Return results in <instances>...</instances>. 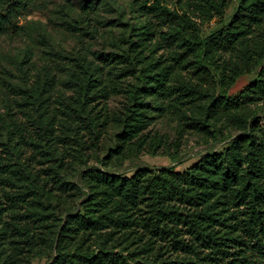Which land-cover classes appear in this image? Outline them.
Listing matches in <instances>:
<instances>
[{
    "label": "rangeland",
    "instance_id": "obj_1",
    "mask_svg": "<svg viewBox=\"0 0 264 264\" xmlns=\"http://www.w3.org/2000/svg\"><path fill=\"white\" fill-rule=\"evenodd\" d=\"M239 1L217 13L202 0H39L0 35V264H91L78 253L107 251L119 258L107 264H264V202L252 211L245 161L227 187L212 163L264 128V91L239 97L264 68V19L206 56L208 81L197 52L162 38L183 37V20L168 29L141 7L189 16L206 37ZM224 94L242 104L208 112ZM196 167L203 182L182 176Z\"/></svg>",
    "mask_w": 264,
    "mask_h": 264
},
{
    "label": "trees",
    "instance_id": "obj_2",
    "mask_svg": "<svg viewBox=\"0 0 264 264\" xmlns=\"http://www.w3.org/2000/svg\"><path fill=\"white\" fill-rule=\"evenodd\" d=\"M37 1L39 0H0V35L16 29L20 17L26 15L29 8ZM205 4H208L209 8L217 11V13H222L226 3L225 0H202V3L199 4L201 10L205 9ZM141 7L154 17L159 26H166L168 29L172 28L173 25L179 21V18L183 20L185 28L187 29L183 37H180L174 32H169V30L161 32L163 35V37L162 35L161 37L168 46H187L189 50L197 52L198 59L196 61L194 73L199 74L201 78L208 81L211 80L210 71L205 61L206 56L220 50L228 51L235 49L244 39L247 38L249 33H251L252 28L264 19V0H240L238 8L232 16L231 21L221 28L211 32L208 36L203 37L200 33L199 26L189 16H179L178 13L160 3H153L151 5L143 3ZM145 32L152 34L154 31L149 29ZM233 71V74L230 73L228 75L230 81L228 84H232L240 74L245 72L244 69H236ZM162 86L164 85H161V87ZM183 88L187 90L191 89L187 87L176 89V87H173L170 91L173 93L178 92L180 96L185 95L186 97L195 98V93L193 91L182 93L181 91ZM161 90L162 94L165 95V89L162 87ZM261 91H264V68L259 74V79L242 91L239 97L242 99H251L253 95ZM241 102L242 101H240L239 98L238 100H232L225 94L222 96L212 95L207 110L208 112L221 110L232 112L242 104ZM255 126L257 125L252 123L249 133L244 137L235 138L226 151L213 157L212 163L218 159L222 162V165L224 166L222 172L224 176L223 186L227 187L237 178L236 164H242L245 161L246 172L243 173V176H246L248 179L246 189H248L252 211L260 214L262 212L260 205L264 202V190H260L257 182L253 181V179L264 177V128H255ZM242 148H246L247 150L243 156H241ZM202 166L204 171L211 170L209 165L202 164ZM203 169L196 167L183 173L182 176L192 180V182H201L204 178L201 175ZM134 177L135 176L124 178L122 180L123 184L128 182L129 184L131 183L134 185ZM127 179L131 181H127ZM135 188L136 187H134V189ZM134 189H132V191ZM259 219H261V216ZM261 222L259 231L261 233V239L263 240L264 249V220ZM213 239L214 238L209 237V241ZM203 240L206 241V237H204ZM78 256L82 258L83 261L91 264H107L106 262L118 261L115 258L119 259L116 254L109 251L104 252L103 254L100 252L78 253ZM63 259L64 261H69L70 264H80L65 254L63 255Z\"/></svg>",
    "mask_w": 264,
    "mask_h": 264
}]
</instances>
